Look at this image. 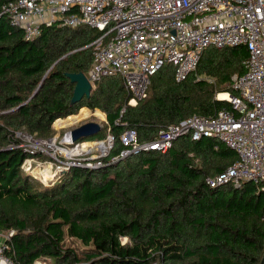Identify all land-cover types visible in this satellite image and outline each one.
Masks as SVG:
<instances>
[{
	"label": "trees",
	"instance_id": "trees-1",
	"mask_svg": "<svg viewBox=\"0 0 264 264\" xmlns=\"http://www.w3.org/2000/svg\"><path fill=\"white\" fill-rule=\"evenodd\" d=\"M10 1L0 0V232L10 234L5 256L14 264H261L264 183H207L238 160L235 151L217 139L185 136L166 153L114 160L129 148L121 141L128 131L149 143L189 117L231 110L216 97L238 95L233 78L247 72L248 48H209L181 83L165 66L136 107L129 106L120 76L102 79L90 98L72 105L75 85L67 74L88 75L93 48L85 47L100 32L55 25L28 41L1 16ZM85 107L103 111L104 131L116 138L102 166L72 168L48 186L27 176L23 164L30 155L19 134L51 138L58 119ZM105 132L92 141L105 139Z\"/></svg>",
	"mask_w": 264,
	"mask_h": 264
},
{
	"label": "built area",
	"instance_id": "built-area-1",
	"mask_svg": "<svg viewBox=\"0 0 264 264\" xmlns=\"http://www.w3.org/2000/svg\"><path fill=\"white\" fill-rule=\"evenodd\" d=\"M1 16L28 41L55 25L99 31V38L85 47L93 48L87 78L95 87L104 78L122 77L131 107L149 97L153 77L165 66L175 69V80L181 83L196 72L209 48L246 46L247 72L233 78L238 95L216 97L229 102L231 110L212 118L189 117L163 128L149 143H139L136 133L128 131L121 141L129 148L114 160L147 151L166 153L185 136L195 141L213 138L235 151L238 160L208 178L210 187L264 183V0H13L2 7ZM19 136L24 141L20 147L30 155L23 172L46 186L72 168L102 166L116 144L110 129L103 140L79 143L70 133L61 140ZM9 236L0 232V264H14L4 254ZM35 264L51 263L42 259Z\"/></svg>",
	"mask_w": 264,
	"mask_h": 264
},
{
	"label": "water",
	"instance_id": "water-1",
	"mask_svg": "<svg viewBox=\"0 0 264 264\" xmlns=\"http://www.w3.org/2000/svg\"><path fill=\"white\" fill-rule=\"evenodd\" d=\"M46 76L44 77L43 82L46 79ZM67 77L75 85L74 94H73V98L71 101L72 105H75L81 102L85 97L86 98L91 97V94L94 88L84 73L67 74ZM40 87L37 89L36 93L39 91ZM103 131H104V126L101 125L100 123L88 122V123H84L81 126L71 130L69 133H70V136L73 142L79 143V142L92 141L93 139L97 138ZM131 134L132 133L130 132V136ZM66 173L67 172H64L63 174H61V177L64 176ZM261 264H264V256H263Z\"/></svg>",
	"mask_w": 264,
	"mask_h": 264
},
{
	"label": "rangeland",
	"instance_id": "rangeland-1",
	"mask_svg": "<svg viewBox=\"0 0 264 264\" xmlns=\"http://www.w3.org/2000/svg\"><path fill=\"white\" fill-rule=\"evenodd\" d=\"M84 109H86V110H88L89 112H90V118H88V119H86V118H81V119H77V120H75L74 122H72L71 124H69V125H65V126H61L60 128H56L55 127V124L53 125V137H58V139H63L64 138V136L67 134V133H69L71 130H73V129H75V128H77V127H79V126H81L82 124H84V123H88V122H98V123H100L101 125H103L104 127L105 126H107V123H105V121L107 122V117L105 116L106 114L103 112V111H101V110H99V109H97L102 115H103V119H99V118H96L95 116H96V112H98V111H96V110H91L90 108H87V107H85V108H82L81 110H80V112L78 113V114H76V115H73V116H71V117H76V118H78L79 117V115H80V113H81V111L82 110H84ZM95 111V112H94ZM68 118H63L62 119V122H65L66 120H67ZM75 119V118H74ZM103 120V121H102ZM57 121H60L59 119L57 120ZM56 121V122H57ZM55 122V123H56ZM103 132H105V131H103ZM107 132H108V130H107ZM107 132H105V134H107ZM130 137V136H129ZM88 142H91V141H88Z\"/></svg>",
	"mask_w": 264,
	"mask_h": 264
},
{
	"label": "bare ground",
	"instance_id": "bare-ground-1",
	"mask_svg": "<svg viewBox=\"0 0 264 264\" xmlns=\"http://www.w3.org/2000/svg\"><path fill=\"white\" fill-rule=\"evenodd\" d=\"M222 99H225V97H222ZM89 116H90V112L88 110L84 109V110L81 111V113H80V115H79L78 118H76V117H69L65 122H62V120L57 121L55 127L56 128H60L61 126H65V125L71 124L72 122H74L77 119H81V118L84 119V118H87ZM95 117L96 118H99V119L100 118L103 119V115L99 111L96 112V116Z\"/></svg>",
	"mask_w": 264,
	"mask_h": 264
},
{
	"label": "crops",
	"instance_id": "crops-1",
	"mask_svg": "<svg viewBox=\"0 0 264 264\" xmlns=\"http://www.w3.org/2000/svg\"><path fill=\"white\" fill-rule=\"evenodd\" d=\"M96 111H98V110H96ZM95 112V111H94ZM106 116V115H105ZM107 117V116H106Z\"/></svg>",
	"mask_w": 264,
	"mask_h": 264
}]
</instances>
